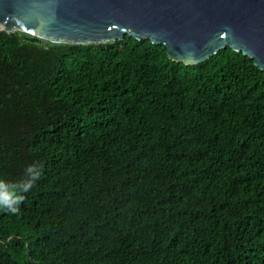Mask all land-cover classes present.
I'll return each instance as SVG.
<instances>
[{"label":"trees","instance_id":"1","mask_svg":"<svg viewBox=\"0 0 264 264\" xmlns=\"http://www.w3.org/2000/svg\"><path fill=\"white\" fill-rule=\"evenodd\" d=\"M34 162L0 264H264V72L243 52L0 35V179Z\"/></svg>","mask_w":264,"mask_h":264},{"label":"water","instance_id":"2","mask_svg":"<svg viewBox=\"0 0 264 264\" xmlns=\"http://www.w3.org/2000/svg\"><path fill=\"white\" fill-rule=\"evenodd\" d=\"M86 45L129 35L199 64L230 47L264 72V0H0V35Z\"/></svg>","mask_w":264,"mask_h":264},{"label":"clouds","instance_id":"3","mask_svg":"<svg viewBox=\"0 0 264 264\" xmlns=\"http://www.w3.org/2000/svg\"><path fill=\"white\" fill-rule=\"evenodd\" d=\"M42 173V165L34 162L25 167L23 179L11 183L0 179V210L11 215L19 214L25 194L34 188Z\"/></svg>","mask_w":264,"mask_h":264},{"label":"bare ground","instance_id":"4","mask_svg":"<svg viewBox=\"0 0 264 264\" xmlns=\"http://www.w3.org/2000/svg\"><path fill=\"white\" fill-rule=\"evenodd\" d=\"M251 222V221H250ZM236 242V241H235Z\"/></svg>","mask_w":264,"mask_h":264}]
</instances>
